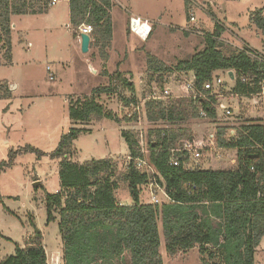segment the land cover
Listing matches in <instances>:
<instances>
[{"label":"rangeland","instance_id":"rangeland-1","mask_svg":"<svg viewBox=\"0 0 264 264\" xmlns=\"http://www.w3.org/2000/svg\"><path fill=\"white\" fill-rule=\"evenodd\" d=\"M66 6L67 0H60L54 6L51 4L45 14L14 17L17 27L11 35V63L4 56L6 48L0 40V83L7 82L10 89L8 96L0 98V162L9 159L11 150L20 152L26 145L45 153L39 156L38 153L22 151L10 167L0 169V261L15 254L17 246H27L28 240L40 230L48 264H65L59 213L55 211V220L49 221L46 201L48 194L61 189V159H52L50 155L62 136L73 128L83 131L74 139L69 158L77 162L93 158L113 159L119 168L116 178L120 187L116 197L122 204H132V193L124 178L130 149L122 132L136 131L139 144L146 149L149 139L154 137L150 130L157 128L152 127L155 124L148 119V110L144 106L138 110V104H133L122 109L125 105L122 97H129L132 91L115 82L118 75L129 79L137 98L142 97V90L152 74L148 69L149 55H155L167 66L174 67L204 48L205 37L214 32L216 23L222 26L219 41L225 46L223 51L227 55L245 44L264 55V36L251 20L257 8L264 13V0H121L118 7L124 13L127 7L134 15L154 18L152 30L148 39L143 41L116 23V43L114 48L111 44L106 50L107 59L92 43L87 53L76 46L67 28L69 18L63 9ZM193 16L195 20H192ZM160 74L156 77L159 78ZM51 75H54L53 79ZM169 76L175 90L170 101L190 100L188 97L179 98L182 92L175 87L183 78L178 72ZM218 77L222 83L217 90L228 97L224 104L229 107L218 111L214 118L206 115L197 118L187 104L182 107L188 112L185 119L171 124L160 123L162 127L169 125L175 129V144L179 148L193 137L209 142L211 147L205 148L199 159L191 158L189 165L236 169L237 150L219 147L212 137L210 140V135L223 126L237 131L246 122L264 125V97L256 98L260 102L257 110L255 98L232 95L234 82L229 70L217 71L215 78ZM108 86L113 90L95 93L96 99L106 110L116 113L121 121L105 118L84 123L71 119V101L90 98L95 88ZM228 137L232 135L228 134ZM37 181L40 185L35 188ZM151 183L153 181L141 187L140 199L144 203L150 202ZM157 191L161 201H168L161 191ZM158 222L164 264H202L199 246L170 255L166 250L163 222L161 219ZM255 257L256 264H264V239L256 248ZM109 264H132V261L127 254L124 261L115 258Z\"/></svg>","mask_w":264,"mask_h":264},{"label":"trees","instance_id":"trees-1","mask_svg":"<svg viewBox=\"0 0 264 264\" xmlns=\"http://www.w3.org/2000/svg\"><path fill=\"white\" fill-rule=\"evenodd\" d=\"M50 5V0H0V40L9 63L12 62L11 16L43 13ZM112 6L113 0H69L73 35H78L82 24H92L91 43L99 47L106 59V50L114 38ZM251 20L264 36L263 10L257 8ZM221 30L222 26L216 23L214 32L205 37L204 48L174 67L149 55L148 69L152 72L149 81L157 80L163 86L170 74L193 71L196 87L206 94L188 101H169L166 107L160 101H149L146 108L151 122L183 120L188 112L182 107L187 104L197 118L201 117V111L208 117H216V97L211 90L204 89V83L213 81L219 70L233 71V94L241 97L260 93L264 84V55L246 44L227 55L223 51L225 46L219 41ZM163 72L168 74L165 76ZM158 73H162L159 78L156 77ZM115 81L132 91L129 97H122L125 106L138 104L133 83L121 75ZM111 90L113 87H97L90 98L71 101V119L84 123L105 118L121 121L95 96L97 92ZM9 91L7 82L0 83V98L8 96ZM229 130L226 126L219 127L214 134V142L219 147L237 150L238 166L229 170L188 166V152H173L177 149L175 130L169 127L150 130L154 137L148 143L149 159L156 168L155 176L136 165L141 157L137 132L123 130L130 149L124 178L132 193V204H122L116 197L120 185L115 161L110 158L73 161L69 158L70 147L83 129L73 128L64 134L50 155L52 159H61V189L48 194L46 201L49 221L55 220V211L59 213L63 262L109 264L115 258L124 261L128 254L132 264H164L160 252L162 240L158 220L161 219L170 255L199 246L202 264H256V248L264 239V125L246 122L235 134ZM20 150L39 156L45 154L30 145ZM20 152L11 150L9 159L0 162V169L10 167ZM173 159L178 161L177 165L172 163ZM153 180L165 187L168 202L141 201V187ZM27 244L17 246L15 254L6 256L0 264H48L40 230Z\"/></svg>","mask_w":264,"mask_h":264},{"label":"built area","instance_id":"built-area-1","mask_svg":"<svg viewBox=\"0 0 264 264\" xmlns=\"http://www.w3.org/2000/svg\"><path fill=\"white\" fill-rule=\"evenodd\" d=\"M58 0H52V3L55 4ZM192 1V0H191ZM196 18L193 16L192 20H195ZM129 30L131 32H134L136 35H139L144 41H146L149 37V34L152 30V26L149 20L145 19L143 20L141 17L138 16H132L130 18L129 21ZM93 32V25L92 24H82L79 28H78V35L80 37L81 34H87L89 36H91ZM92 38V36H91ZM255 56V55H254ZM262 55H260V58ZM48 71L50 70V68H47ZM231 71H229V75L231 77ZM178 75L181 76L183 79L179 81L178 85L175 87L180 93V97L179 98H192V99H197L199 97H204L206 96L205 93L201 92L200 90H198V88L196 87L195 84V80H196V76L195 73L193 71H184L183 73L178 72ZM170 77V76H169ZM169 77L166 79V82L163 84V86L157 81V80H153V81H147L144 88H143V92H142V97L138 98V110L140 108V106H144L146 109V106L148 104L149 101H160L163 103L164 107H166V105L169 103L170 98L172 97V94L175 92L174 90V86L172 85V82L169 81ZM54 78V75H51V79ZM232 81L234 80V76L231 77ZM245 80V78L243 79ZM117 82V81H115ZM222 83L221 78H214L213 81H208L206 83H204V89L207 90H211V92H213L217 86H220ZM172 85V86H171ZM212 94V93H211ZM256 96L255 97V103L256 105H259L260 102L256 99L257 97L262 98L264 97V84L262 85V90L260 91L259 94L253 95ZM261 101V100H260ZM126 107L125 105L122 107V109L124 110ZM226 109V108H225ZM206 115L205 111H201V117ZM232 132L234 133L235 130L233 129ZM212 139L214 140V134L210 135V140ZM183 147H177V149H174L173 152L176 151H180V152H188L190 154V158H194V159H199V157L201 156V152L203 150H205V148H209L211 147V145H205V147L203 146V144L205 143H209V142H205L202 139H198L197 137H193L191 140H186L185 142H183ZM212 143V142H211ZM140 147H141V157L138 158L136 160V165L142 170L145 171L151 175H156L157 171L155 166H153L152 162L149 159V152L150 149L149 147L144 149V147L142 146V143H140ZM172 163L177 165L178 161L176 159L172 160ZM198 164V162H197ZM188 166L189 163L187 164ZM199 166V165H197ZM193 167V166H191ZM161 191L162 195L164 196V198L166 200L169 201V197L166 193V189L164 186H162L161 184H158L156 181L153 180V183L150 184V201L153 203H158V204H163L164 202H168V201H161V197L160 194L158 193V191Z\"/></svg>","mask_w":264,"mask_h":264},{"label":"crops","instance_id":"crops-1","mask_svg":"<svg viewBox=\"0 0 264 264\" xmlns=\"http://www.w3.org/2000/svg\"><path fill=\"white\" fill-rule=\"evenodd\" d=\"M60 2V0H58L55 4H53L52 3V0H51V4L54 6V5H56V4H58ZM128 2H132V0H128ZM119 4L121 5V0H113V6H112V8H111V15H112V17H113V21H114V30H113V36H114V38H113V48H114V46H115V43H116V38H117V36H115L116 35V23H119L121 26L123 25L124 26V28L125 29H127V31L130 33L131 31L129 30V21H130V18L132 17V16H138V17H141L143 20H145V19H147V20H149L150 21V23L151 22H153L154 21V18H149L148 16H143V15H141V14H137V15H134L133 14V12H132V9H128L127 7H126V10H125V12L126 13H124V10L122 11V9H119L120 7H118L119 6ZM64 9V11H65V14H66V16H67V18H69V20H68V31L70 32V34H72V37H74V41H75V44H76V46H78V48L81 50V37H79V36H74L73 35V33H72V30L70 29V7H69V0H67V6L66 7H64L63 8ZM59 13H61L60 11H59ZM41 14H45L44 12L43 13H36V14H33V15H41ZM62 14V13H61ZM32 14H14V15H12L11 16V20H12V33H13V30L15 29V27H17V24L15 23V20H14V17L15 16H33ZM57 15H59L58 13H57ZM134 33V32H133ZM151 33V32H150ZM12 35V34H11ZM149 36H150V34H149ZM138 37H140L139 35H138ZM141 38V37H140ZM144 41V40H143ZM219 78V77H218ZM233 82H234V80H233ZM17 86V85H16ZM234 86V85H233ZM232 86V87H233ZM219 87H221V85L220 86H217L216 88H214L215 90L212 92V94L213 95H215V97H216V104H215V108H216V110H217V114H218V111L220 112L221 110L223 111V109H225V108H227V107H229L228 105L226 106L225 104H224V100H227V98L228 97H226L222 92H221V90L219 89V90H217V88H219ZM232 87H231V90H232ZM232 95L233 96H237V95H235V94H233L232 93ZM244 96V95H243ZM237 97H240V96H237ZM249 97H253V98H255L256 96H249ZM233 98V97H232ZM231 98V99H232ZM230 99V100H231ZM241 101V100H240ZM259 105H257V110H258V107ZM231 108V107H230ZM247 117V116H246ZM253 117H251V119H252ZM250 119V120H251ZM151 122V121H150ZM160 122H168L169 124H171V123H174V122H178V121H158V122H152L153 124H155V126H152V127H154V128H162V124L160 123ZM157 124V125H156ZM164 127H170L169 125H167V126H164ZM173 130H175L174 128H172ZM208 168H210V167H208ZM206 169V168H205ZM215 170H219V169H215Z\"/></svg>","mask_w":264,"mask_h":264},{"label":"water","instance_id":"water-1","mask_svg":"<svg viewBox=\"0 0 264 264\" xmlns=\"http://www.w3.org/2000/svg\"><path fill=\"white\" fill-rule=\"evenodd\" d=\"M81 49L83 52L87 53L90 50V44L92 41L91 36L87 35V34H81ZM223 43H220V45H222ZM231 76L233 77V71H231ZM40 185V181H37L34 183V187L38 188V186Z\"/></svg>","mask_w":264,"mask_h":264}]
</instances>
